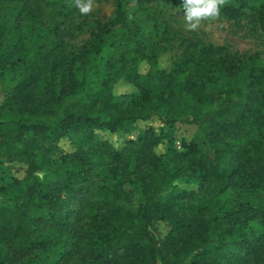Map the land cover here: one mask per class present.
Masks as SVG:
<instances>
[{
	"label": "trees",
	"instance_id": "16d2710c",
	"mask_svg": "<svg viewBox=\"0 0 264 264\" xmlns=\"http://www.w3.org/2000/svg\"><path fill=\"white\" fill-rule=\"evenodd\" d=\"M92 1L114 10L77 42V0H0V158L23 172L0 186V264H264V58L180 36L161 8L182 0ZM243 16L264 34V0L218 17ZM176 123L207 148L177 150ZM177 179L197 187L164 199Z\"/></svg>",
	"mask_w": 264,
	"mask_h": 264
},
{
	"label": "rangeland",
	"instance_id": "374dc122",
	"mask_svg": "<svg viewBox=\"0 0 264 264\" xmlns=\"http://www.w3.org/2000/svg\"><path fill=\"white\" fill-rule=\"evenodd\" d=\"M114 6L110 2H95L92 1V10L88 15L87 23L77 35L75 41L80 42L89 37L90 32L95 27V19L97 17H108L112 14ZM163 14L168 18L169 23L172 25L176 33L183 37H189L193 39L201 40L205 43H211L214 45H224L231 52L239 54H250L257 52L262 58H264V34L258 29H252V24L249 21V17L243 16L237 21L227 19L225 17H217L215 19L202 20L200 26L196 30H189L186 27V21L183 16V9L180 8H161ZM176 51L180 50L178 44H175ZM171 53L163 55L160 59V64L164 67L169 64V58ZM143 67V65L141 66ZM118 92L130 90V87L123 81L119 82L116 87ZM3 99V93L0 90V101ZM151 126L156 132L158 131L159 122L150 121L138 124V128L142 126ZM138 129H132L127 134H111L107 131H100L98 134L111 141L116 147H120L125 139H135ZM174 146L177 150H183L182 143L195 142L202 148H207L205 144V129L201 126H196L189 123H176L173 128ZM60 147L65 151L73 149V145L67 142L65 138H62L59 142ZM162 147V146H161ZM160 147V148H161ZM0 186L9 184L11 181V175L21 177L23 172L21 171L20 162H8L5 157L0 158ZM8 168V169H7ZM196 183H187L182 179L175 181V186L165 189L163 191V198L177 194L183 190L195 189ZM161 231L164 233L166 228L161 225Z\"/></svg>",
	"mask_w": 264,
	"mask_h": 264
},
{
	"label": "clouds",
	"instance_id": "9594fccd",
	"mask_svg": "<svg viewBox=\"0 0 264 264\" xmlns=\"http://www.w3.org/2000/svg\"><path fill=\"white\" fill-rule=\"evenodd\" d=\"M226 0H182L184 20L189 30H196L202 20L215 19L220 15L221 7ZM76 7L81 14L92 10V0H77Z\"/></svg>",
	"mask_w": 264,
	"mask_h": 264
}]
</instances>
